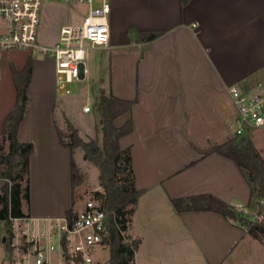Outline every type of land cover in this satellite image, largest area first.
I'll return each mask as SVG.
<instances>
[{
	"label": "crops",
	"instance_id": "obj_1",
	"mask_svg": "<svg viewBox=\"0 0 264 264\" xmlns=\"http://www.w3.org/2000/svg\"><path fill=\"white\" fill-rule=\"evenodd\" d=\"M99 1L95 0V5ZM107 1L109 41L96 49L108 54V74L100 72L99 88L121 99H135L130 111L132 130L119 139L121 148H129L135 188L142 190L125 231L127 237L139 240L134 264H168L165 258L143 251L149 232L168 234L165 221L178 230L182 246L189 244L197 252V264H227L244 243L252 249L253 258L264 254L258 239L220 214L177 212L170 201L211 194L247 209L250 188L236 164L217 153L201 157L191 144L206 148L231 139L234 108L228 86L250 87L264 80V0H190L183 6L179 0ZM70 4L76 6L74 10L67 2L43 4L38 32L41 44L55 42L60 27L76 10L85 8ZM153 30L163 33L151 41L137 40V31ZM29 55L19 57L15 51L9 58L19 70ZM88 70L89 85L94 76L89 66ZM12 86L9 108L0 114V131L5 115L14 106L13 81ZM58 92L52 60L32 56L27 87L30 102L17 132L20 142L33 145L29 200L21 199V210L27 216L12 222L11 261L6 258L0 234V258L9 264L25 249V238L34 236L47 244L51 224L60 222L67 209L77 206L71 187L70 150L59 142L58 118L64 115L69 119L85 141L94 136L100 122L92 109L86 123L89 126L77 123L74 109ZM85 103L88 101L77 106V115L84 118L89 113L81 112ZM126 117L121 115L115 124L119 121L116 125H120ZM245 133L264 159V127L249 128ZM75 149L78 152L72 157L76 163L77 157L83 156L79 147Z\"/></svg>",
	"mask_w": 264,
	"mask_h": 264
},
{
	"label": "trees",
	"instance_id": "obj_2",
	"mask_svg": "<svg viewBox=\"0 0 264 264\" xmlns=\"http://www.w3.org/2000/svg\"><path fill=\"white\" fill-rule=\"evenodd\" d=\"M189 1L179 0V4L183 6ZM162 33L160 30L137 31L136 38L139 41H151ZM9 70L15 87V101L13 108L4 117L0 131V136L7 143L6 152H0V177L6 180L0 186V222L5 231L2 242L7 253H10L12 249L13 219L27 216L21 210V199H25L26 202L29 200V158L33 152V145L30 142H20L17 139V132L30 102L27 87L32 75V56L27 57L21 69H16L11 63ZM134 103L135 99H121L111 93L106 94L99 88L94 97L92 109L98 114L102 127L101 144H96L92 140H83L68 119H65V122L70 131L69 141L64 142L59 134L60 144L70 150L72 190L78 172L72 157L74 148L81 147L86 158L98 169L101 190L96 191L94 196L100 200L109 217L107 235L104 238V244L108 248L106 264H134V252L139 244L137 238H129L124 233L142 190L136 189L134 185L129 148H121L119 145V139L132 130L130 111ZM124 114H127V117L120 125H116L115 119ZM191 146L201 157L217 153L236 164L250 188L246 208H256V217L261 216V218L249 220L242 213L241 208L228 204L211 194L172 198L170 201L175 211H213L244 229L251 237L264 238V159L259 155L251 139L243 134L206 148L193 144ZM22 182H24L23 186ZM73 215L74 210L71 206L65 211L68 222Z\"/></svg>",
	"mask_w": 264,
	"mask_h": 264
},
{
	"label": "built area",
	"instance_id": "obj_3",
	"mask_svg": "<svg viewBox=\"0 0 264 264\" xmlns=\"http://www.w3.org/2000/svg\"><path fill=\"white\" fill-rule=\"evenodd\" d=\"M45 0H0V60L10 51H35L51 58L56 89L70 94L72 83H81L88 74V50L105 47L109 41L107 0H52L85 6L76 10L59 29L55 42L38 41L40 12ZM234 108V136L245 134L249 128L264 127V80L250 87L231 84L227 88ZM93 103V102H92ZM92 103L81 106V112L92 110ZM262 202V201H261ZM258 219L261 216L257 217ZM109 217L95 196L83 201L70 222L64 217L51 224L49 242L42 244L34 236L25 238V249L13 264H87L103 247ZM11 231L15 228L12 225ZM25 235V231H21ZM55 256L52 257L51 254Z\"/></svg>",
	"mask_w": 264,
	"mask_h": 264
},
{
	"label": "rangeland",
	"instance_id": "obj_4",
	"mask_svg": "<svg viewBox=\"0 0 264 264\" xmlns=\"http://www.w3.org/2000/svg\"><path fill=\"white\" fill-rule=\"evenodd\" d=\"M47 1H52V0H45L43 4ZM52 2H57V1H52ZM67 4H69L67 6L70 7L72 10H74V8L76 7L70 3H67ZM40 16H41V12H40ZM38 32H39V27H38ZM37 38H38V34H37ZM15 51H17V54L19 55V57H23L26 54H30L36 59H43L44 57H48V56H45L44 54H41L35 51L29 52V50L17 49V50L8 52L0 60V114H2V112L6 111L9 108V105L11 103V98L14 95L12 81L10 79L11 73L9 70V64L11 63L15 64V62L14 60L10 59L9 56L11 54H15ZM107 58H108V54L105 51H99L96 48L88 50L86 62L89 66L90 73H92V76H94L90 80L89 85L86 84V79H87V76H86L81 83L75 82L69 86L71 88L70 94L65 95V94L58 92L60 97H62L64 100H67L70 107L74 109L73 111H75V115L77 116V118H73V119L76 122L79 121L80 123L86 124L88 122V119L91 117L90 112L87 114L86 118L78 116L77 106L79 103H83L85 101H88V103H92L94 101V97L97 95V90L99 89V84L101 81V79L99 78L100 72L102 73V76L104 75L106 76L108 74ZM92 83L96 85L94 88H92L91 86ZM58 119H59L58 125L61 128V134H60L61 138L63 139L64 142H68L70 131L65 122V119L67 118L64 115H59ZM116 124H119V121H116ZM86 125L89 126L88 124ZM99 125L97 126L95 134L94 132L90 131V134L91 135L94 134V136H91L92 138H89V140H92L96 144L100 145L101 138H102V131H100ZM88 128L86 127V129ZM83 136L81 135V137L85 139V136L84 137ZM6 150H7V143L4 140V138L0 136V152L5 153ZM78 150H79V154L83 156V159H81L80 157H77L78 161H76L75 163V165H77L78 172H77V176L75 179V185L73 187V191H74V196L76 198L75 199L76 204L80 208L83 204V201L89 197L94 196V193L96 191H100L101 187L99 186V182H98L97 167L94 166L86 158L84 154V150L81 147H79ZM76 152L78 151L77 149L74 148L73 153H72L74 158L76 157L75 155ZM82 166H83V169L81 170ZM5 181L6 180L4 178L0 177V186H2ZM8 184L10 185L11 182L9 181ZM23 185H24V182H22V186ZM77 206L75 208L76 210L78 208ZM75 209L73 208V210ZM241 210H242V213L249 220H255L257 218L256 208H253V209L247 208L245 210L241 208ZM163 224L165 226V229H164L165 233H168V234L161 235V234L155 233L156 234L155 235L154 233L149 232L147 235V241L146 243H144L145 245L143 247V251L148 252L149 254H153L159 258H165L168 261V264H197L199 262L200 257L198 256L197 252L192 248V246L189 244L182 246L183 240L179 236L178 230L176 231L174 227H172L171 229L172 224L170 222L165 221V223ZM156 229L159 230L158 227H156ZM0 234L1 235L5 234L2 222H0ZM258 241L262 245H264V238L261 237L258 239ZM263 255L264 254L260 253L259 255H257V257L253 258L252 249L250 248L247 249V246L244 243L242 246L239 247V249H237L231 255V259L227 262V264H264ZM12 256H13L12 253H9V254L6 253V258L9 261L12 260ZM107 259H108V248L106 245H104L103 247L99 248L95 252L93 261L87 264H106ZM0 264H9V262L6 259H3L2 257L0 258Z\"/></svg>",
	"mask_w": 264,
	"mask_h": 264
},
{
	"label": "water",
	"instance_id": "obj_5",
	"mask_svg": "<svg viewBox=\"0 0 264 264\" xmlns=\"http://www.w3.org/2000/svg\"><path fill=\"white\" fill-rule=\"evenodd\" d=\"M4 238H2V241H3Z\"/></svg>",
	"mask_w": 264,
	"mask_h": 264
}]
</instances>
